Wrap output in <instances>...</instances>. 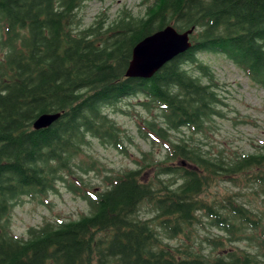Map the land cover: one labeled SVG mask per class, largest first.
Returning a JSON list of instances; mask_svg holds the SVG:
<instances>
[{
  "label": "trees",
  "instance_id": "obj_1",
  "mask_svg": "<svg viewBox=\"0 0 264 264\" xmlns=\"http://www.w3.org/2000/svg\"><path fill=\"white\" fill-rule=\"evenodd\" d=\"M87 1L0 0V264H264V216L238 201L240 191L208 194L226 183L264 203V146L226 160L172 139L223 116L218 86L199 54L224 55L264 87V0H142L141 15L122 9L81 29L76 12ZM168 25L194 28L190 48L148 80L126 78L134 45ZM132 97L150 115L138 136L160 144L163 157L141 153L135 169L106 174L103 189L86 192L76 171L96 170V162L84 150L95 140L127 153L124 139L131 140L106 110ZM41 114L60 117L34 130ZM58 181L89 214L14 236L15 202L45 196ZM143 204L153 218L138 217ZM205 221L222 234L206 238L209 254L164 241L188 238L185 231ZM243 242L254 252L236 246Z\"/></svg>",
  "mask_w": 264,
  "mask_h": 264
},
{
  "label": "rangeland",
  "instance_id": "obj_2",
  "mask_svg": "<svg viewBox=\"0 0 264 264\" xmlns=\"http://www.w3.org/2000/svg\"><path fill=\"white\" fill-rule=\"evenodd\" d=\"M142 0H97L87 1L76 12V21L79 28H86L94 22L97 16L104 14L106 20H113L120 10L131 11L135 16L141 15L144 6ZM3 33L0 31V40ZM3 52H0V59ZM198 59L207 65L218 86V95L222 104L217 108L223 116L214 117L206 123L205 129L200 133H192L187 129L175 133L173 140L183 139L209 157L215 158L221 154L226 160L242 155L254 154L264 146V87L252 82L246 74L229 61L224 55L218 53H202ZM195 77H200L203 83L205 78L196 69L190 68ZM140 98L132 97L122 100L114 107L106 110L109 118L115 122L131 141L124 139L127 153H120L113 147L101 145L95 140H90V145L85 148V155L95 163V169L84 168L76 171L82 174L86 187L84 190L103 189L102 178L106 174H113L125 169H135L134 161L139 160L141 153H152V158L160 160L163 157V147L160 144L152 146L138 136L137 126L150 115L146 114L137 105ZM153 117V116H152ZM131 142V143H129ZM88 160L86 157H80ZM77 158L76 162L80 159ZM81 172V173H80ZM55 191H49L45 196L21 197L15 202L10 213V229L16 237H26L27 230L39 227L45 221H69L78 219L81 215L89 214L86 202L71 193L66 184L57 182ZM240 191L238 201L246 208L264 216V203L261 198L254 196L250 190L233 187L226 183L214 184L208 191L209 196L234 194ZM154 212L143 204L139 209L138 217L151 219ZM160 234H163L159 230ZM184 235L173 240H164L172 246L193 244L195 248L203 249L204 254H209L210 248L206 238L213 239L222 236L221 232L211 227L207 221L195 224L192 229L185 231ZM222 241H225L222 239ZM237 247L253 251L247 242L237 243ZM212 255H214L212 253Z\"/></svg>",
  "mask_w": 264,
  "mask_h": 264
},
{
  "label": "water",
  "instance_id": "obj_3",
  "mask_svg": "<svg viewBox=\"0 0 264 264\" xmlns=\"http://www.w3.org/2000/svg\"><path fill=\"white\" fill-rule=\"evenodd\" d=\"M194 28L178 32L172 25L154 32L134 45L131 59L125 71L130 79H150L165 64L187 51ZM60 114H41L33 122V129L49 127Z\"/></svg>",
  "mask_w": 264,
  "mask_h": 264
}]
</instances>
